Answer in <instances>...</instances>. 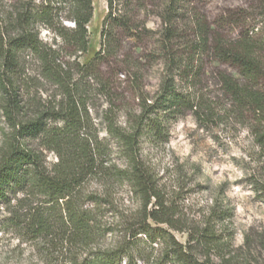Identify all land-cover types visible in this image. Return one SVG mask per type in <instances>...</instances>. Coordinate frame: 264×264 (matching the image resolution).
Wrapping results in <instances>:
<instances>
[{"label":"trees","instance_id":"trees-1","mask_svg":"<svg viewBox=\"0 0 264 264\" xmlns=\"http://www.w3.org/2000/svg\"><path fill=\"white\" fill-rule=\"evenodd\" d=\"M106 2L101 49L87 63H80L63 59L61 49H68L70 55L87 51L92 0H0V116L6 126L1 131L0 203L9 204L17 193L27 199L40 197L41 203L27 204V236L40 240V251L45 253V242L59 246L62 253L69 252L71 264H121L124 259L131 264L134 252L140 253V234L151 243L158 239L160 245L158 254L145 264H251L229 250L228 241L216 233L214 221L226 216L211 209L201 225L187 224L176 204L165 198L140 154V137L147 128L144 112L136 116L133 125L123 127L109 117L110 101L106 130L121 144L126 164L108 173L102 167L100 142L86 130L89 114L82 79L100 80L101 90L108 94L110 88L98 65L118 49L115 29L128 37L147 31L143 27L134 34L138 26L123 8H117L118 0ZM156 2L161 22L159 48L170 68L160 105L172 113L190 109L199 121L211 119L209 105L198 103L192 91L185 95L176 90L174 75L194 87L206 56L233 67L236 76L218 70L215 79L228 100L229 111L248 123L260 151L259 173L252 185L264 202V0H254L249 8L227 9L210 22L196 11L193 0ZM40 27L58 36L64 46L57 49L44 42ZM26 50L27 57L37 62L38 76L53 84L60 95L54 103L35 105L31 110L28 102L26 110L20 82V55ZM129 77L138 79L135 72L129 71ZM148 107L155 112L158 106ZM153 127L161 131L160 122L154 121ZM31 139L56 154L58 161L51 168L45 165L42 150L29 145ZM100 174L126 180L141 202L136 217L126 224L123 241L110 248H94L101 235L100 208L99 204H83V183ZM169 230L187 233L185 242Z\"/></svg>","mask_w":264,"mask_h":264},{"label":"rangeland","instance_id":"rangeland-1","mask_svg":"<svg viewBox=\"0 0 264 264\" xmlns=\"http://www.w3.org/2000/svg\"><path fill=\"white\" fill-rule=\"evenodd\" d=\"M156 1L130 0L125 4L124 0H118L117 8H123L122 11L127 12L126 17L138 26V31L133 29L134 34L143 27L147 31L139 37H128L120 29H115L118 49L112 55H105L98 65L102 80L110 88L108 94L101 90L100 80L90 76L82 79L81 88L89 114L86 130L100 142L102 167H106L108 173L116 167L124 168L126 164L121 144L106 130V111L111 106L110 101L113 106L108 115L120 126L129 127L141 112L147 114V128L139 142L140 154L165 198L176 204L180 217L187 224L201 225L211 209L219 211L220 216L226 217L216 219L214 229L228 241V249L251 264H264V202L252 185V179L259 173L260 151L247 128L248 123L229 111L228 100L215 79L218 70L234 76L237 75L236 70L206 56L194 87H189L185 80L174 75L177 91L185 95L192 91L198 96V103L210 106L212 117L209 120H197L187 108L180 113H172L160 105L162 87L170 68L159 48L161 22L156 15ZM253 2L193 0L192 5L210 22L227 9L249 8ZM92 8V17L87 24L86 52L68 54V49L62 48V40L45 27L39 28L40 38L54 48H62L63 59L87 63L101 49V32L108 11L106 0H92ZM63 24L70 26L69 22ZM20 61V82L26 110L27 102L30 109L59 100L58 89L38 76L37 62L27 57V50L20 55ZM129 71L135 72L137 81L129 77ZM143 102L147 105L143 106ZM148 105L158 107L151 112L152 107ZM154 121L161 123L160 132L152 128ZM4 127L0 116V146ZM28 142L30 146L42 150L48 169L58 161L56 154L43 149L39 140ZM81 189L83 204H99L100 208L98 222L101 235L94 248L116 246L123 241L126 224L136 217L141 204L138 196L126 180L110 174L89 177ZM90 195L94 199H90ZM11 198L9 204L0 203V264H71L68 261L69 252L62 253L59 246L54 248L45 242L46 254L40 251V240L27 236V204L41 203L42 199L37 196L27 199L21 193ZM159 227L168 229L164 225ZM169 231L178 241L185 242L187 233ZM158 242L157 239L156 243H151L144 234H140L137 242L140 253L134 252L131 264H145V260H153L160 248ZM121 264L128 263L124 259Z\"/></svg>","mask_w":264,"mask_h":264}]
</instances>
